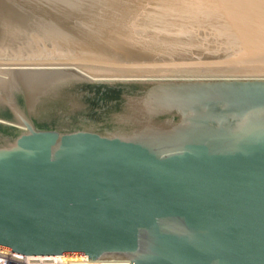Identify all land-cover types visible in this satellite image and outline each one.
Wrapping results in <instances>:
<instances>
[{"label":"water","instance_id":"1","mask_svg":"<svg viewBox=\"0 0 264 264\" xmlns=\"http://www.w3.org/2000/svg\"><path fill=\"white\" fill-rule=\"evenodd\" d=\"M0 249L264 264V0H0Z\"/></svg>","mask_w":264,"mask_h":264},{"label":"built area","instance_id":"2","mask_svg":"<svg viewBox=\"0 0 264 264\" xmlns=\"http://www.w3.org/2000/svg\"><path fill=\"white\" fill-rule=\"evenodd\" d=\"M60 257H79V256H53V257H33L19 254L16 252L0 249V264H130L124 263H90L84 256L82 260L66 261Z\"/></svg>","mask_w":264,"mask_h":264},{"label":"bare ground","instance_id":"3","mask_svg":"<svg viewBox=\"0 0 264 264\" xmlns=\"http://www.w3.org/2000/svg\"><path fill=\"white\" fill-rule=\"evenodd\" d=\"M63 258L62 260H66V261H73V260H82V257H60Z\"/></svg>","mask_w":264,"mask_h":264}]
</instances>
